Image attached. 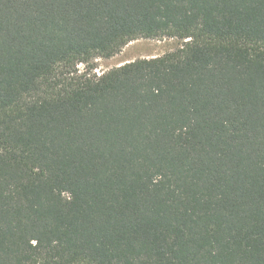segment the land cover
I'll list each match as a JSON object with an SVG mask.
<instances>
[{
	"label": "trees",
	"instance_id": "obj_1",
	"mask_svg": "<svg viewBox=\"0 0 264 264\" xmlns=\"http://www.w3.org/2000/svg\"><path fill=\"white\" fill-rule=\"evenodd\" d=\"M0 264H264V0H0Z\"/></svg>",
	"mask_w": 264,
	"mask_h": 264
},
{
	"label": "rangeland",
	"instance_id": "obj_2",
	"mask_svg": "<svg viewBox=\"0 0 264 264\" xmlns=\"http://www.w3.org/2000/svg\"><path fill=\"white\" fill-rule=\"evenodd\" d=\"M182 42L175 38L161 40H137L123 48L122 52L110 59H98L93 63L92 74L102 75L115 67H119L138 59H150L163 56L179 48ZM81 71H86L85 65H79Z\"/></svg>",
	"mask_w": 264,
	"mask_h": 264
}]
</instances>
